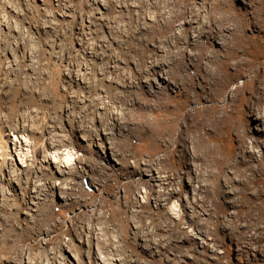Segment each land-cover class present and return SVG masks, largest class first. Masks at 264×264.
I'll return each mask as SVG.
<instances>
[{
	"label": "rangeland",
	"instance_id": "374dc122",
	"mask_svg": "<svg viewBox=\"0 0 264 264\" xmlns=\"http://www.w3.org/2000/svg\"><path fill=\"white\" fill-rule=\"evenodd\" d=\"M98 1L0 0V264H88L86 242L119 264H264V0ZM200 51L203 63L227 62H213L206 81ZM157 62L158 74L193 75L184 82L200 96L186 108L197 119L224 101L246 130L249 151L222 176L202 151L192 159L191 140L174 143L184 82L156 87ZM201 130L220 157L236 152L233 127ZM15 133L32 159L23 173L7 172ZM51 144L75 152V176L41 162ZM34 191L44 198L36 214Z\"/></svg>",
	"mask_w": 264,
	"mask_h": 264
},
{
	"label": "bare ground",
	"instance_id": "6f19581e",
	"mask_svg": "<svg viewBox=\"0 0 264 264\" xmlns=\"http://www.w3.org/2000/svg\"><path fill=\"white\" fill-rule=\"evenodd\" d=\"M54 1L56 3H58V4L60 3V0H54ZM99 2H101V0H99L98 3ZM96 3H97V1H96ZM63 16H68L67 12H64ZM219 30L220 29H217L215 32H210L209 34L210 35L211 34L212 35H217ZM234 38H235V35H234ZM201 51L198 53L197 56H194V60H193L194 62L193 63H194L195 71L197 73H199L198 71H203L204 72L203 77H204V81H206L208 76L211 75V73L213 72V69L211 67L213 62H215L217 66L220 65V62H221L222 65H226L227 62L223 61V60L222 61L221 60L220 61H216L215 60L216 59V54H215L214 56H210L207 59L206 63H203L202 61H203V59L206 58V56ZM211 54H213V52ZM228 54L229 55L224 56L225 59H231L233 57V55H234V54H232V52L231 53L228 52ZM241 64H242V62H241ZM241 64H240V66H241ZM163 66H165V64L163 65V64L158 63V62L153 65V73L158 75V76H160V80L159 81L154 79V82L156 83V87H158L159 89H163V88H165L164 86L169 85V82H167V81H169V79H171V78H175L176 80H180L182 82L187 80L191 85H193V75H189L188 76V75H185L183 73L179 75L178 73H176V70H167V71L163 70V74H158V72H156V69L157 68L158 69L159 68L163 69ZM238 66L239 65L237 63L234 64L235 68H238ZM259 75L264 76V71L257 72L255 74V76H259ZM75 80L76 81H80L78 78L75 79ZM80 82H82V81H80ZM229 83H230V81H227L223 85V87H226V86L228 87ZM134 85H135L134 81H129L124 87L133 88ZM179 85H180L179 88H178L179 91L178 92L176 91V92L180 93L181 92L180 90L184 91V93H185L184 95L185 96H183V98L186 99V103H183L182 105H178L176 110H175L178 116L176 117L175 120H172V122L174 123L173 127L175 125H178V124L182 123L181 124L182 125V129L179 130L176 139L174 138V143L177 144L179 140H181V141H183V140L184 141H190L191 140L192 143H193V146H194L193 149H192V152H190L191 155H192L191 156L192 159L193 160H197L203 154V157L206 160V163H207L208 166H212V165L218 166V172L216 174L217 175L216 177L222 176V173H223L224 169L226 168V166H228V165L229 166L238 165V162L234 161V160H236L237 159L236 157L239 156L241 153H243L244 150H247L249 148V145L247 143V138H246L247 137V134L245 132L246 130H243V129L240 130V128L237 126V123L235 124L233 121L229 120V118H230L228 116V114H229L228 113L229 106L224 101H222V102H213V104L210 107L201 108V112H204V110L207 111L205 113H207L208 118L205 119V121H202L201 119H197V117H195L196 115L194 113L195 110H187L186 106L189 103H192L193 99H198V97L200 95L194 94L192 96L191 93L188 92V90H187L188 83L184 82V84L181 83ZM240 91H241V89H240ZM230 92H232V94L234 96L236 95L235 94L236 93L235 89H232ZM232 98H233V96H232ZM168 102H172L171 97L168 98ZM104 108H105V106L101 105L100 109L103 110ZM255 112L257 113L256 114L257 120H260V119L264 120V110L258 109ZM216 113H218L220 115L216 116L217 115ZM230 113H232V112L230 111ZM246 113L247 112H244V115ZM246 117L247 116L245 115V118ZM191 118H195V119L192 122H188V120L191 119ZM117 119L118 118H114V121H117ZM182 120H183V122H182ZM175 122H176V124H175ZM224 123H226V126L229 125L230 127H233L235 129V131L237 132V134H238L237 135L238 136V144H237V147H236V152L232 153V155H230L228 157V159H224V158L220 157L221 155H219V153L216 151V149L214 147H212V145L210 144V142H211L210 136L207 138L206 135L201 133V131H202L201 129L202 128H203V130H207V128H208L211 131H213L215 135H218L217 132L220 130L221 126L224 125ZM243 126H244V124H243ZM104 134H105V138H103L102 141L103 140L104 141L109 140V138L111 136L109 137V134H107L106 132H104ZM19 135H20V133H15V134H9L8 135L9 136L8 137V141L10 143V149H11V151H10L11 157L9 158L10 162H9L8 167H7V172L8 173H10L13 168H17V166H18V170L21 173L25 172V170L29 166L28 162L30 160H32V159H30V157H31L29 155L30 153L29 152L26 153L25 150H23V148H21V146L19 147V145L25 144V141L23 143L24 137H22V134H21V136H19ZM51 145H52V149H53L52 150L53 151L52 154L51 155H47L46 157H44V160H42L41 162L46 164V166L48 168L50 167V169H51V171L53 173L58 174L62 178H66V177L69 178L71 176H75L76 171L73 170L74 169L73 165H75L76 162H78L77 159H79V158L73 157L75 152H73V150H71V149L70 150L69 149H65L62 153H59V150H58L57 146L53 145V144H51ZM26 146H29V145H26ZM29 149L30 148H28V150ZM110 149L113 150L114 154L116 153V151H114L113 147H111ZM199 151H202L201 155H200ZM248 151H249V149H248ZM103 152H106L105 149L103 150ZM86 166L89 167L90 171H96V168L92 167L91 165H86ZM200 170L201 169L198 168L197 171L199 172ZM199 174H200V172H199ZM262 175H264V174H262ZM151 176H152L151 177L152 180H156L157 182H161L162 181V178H160L159 176H155V175H151ZM246 177H247V180H249V177L248 176H246ZM51 186H52V188L57 190V187H56L55 183H54V185L51 184ZM65 193L66 192H62V194H63L62 198H63V200L65 202H67L71 198H69L68 195L66 196L67 193L66 194ZM173 193H178V192H177V190H174V192H172L171 194H173ZM60 194H61V192H60ZM41 196H43V195H41L39 193V191H34L33 195L30 196V198H29L30 200H29V203H28L30 212H34L35 214L38 212V207L44 201V198L41 197ZM142 198H144V197H142ZM154 201L156 203H159V205H161V202L163 200L161 198L160 199L156 198V199H154ZM250 227H251V225L248 226V228H250ZM162 228H164V227H162ZM93 233H94V240H97L98 239L97 238L98 233H96L95 231ZM86 246L89 249L92 250V258H93V259H90L88 264H119L118 260H115V259L114 260L113 259L112 260H108L107 257L105 258V256L103 255L102 249L98 246L97 243H94L93 245H90L88 242H86ZM78 263H80V262H78Z\"/></svg>",
	"mask_w": 264,
	"mask_h": 264
}]
</instances>
